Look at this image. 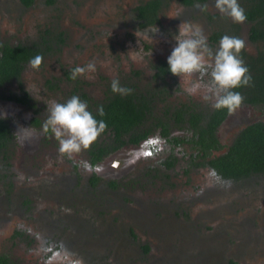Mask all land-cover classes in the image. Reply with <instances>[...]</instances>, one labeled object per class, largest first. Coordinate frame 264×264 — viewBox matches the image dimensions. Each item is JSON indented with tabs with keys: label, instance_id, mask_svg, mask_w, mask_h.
<instances>
[{
	"label": "flooded vegetation",
	"instance_id": "obj_1",
	"mask_svg": "<svg viewBox=\"0 0 264 264\" xmlns=\"http://www.w3.org/2000/svg\"><path fill=\"white\" fill-rule=\"evenodd\" d=\"M36 1L26 4L24 0H17L23 8L31 7ZM171 1H136L133 12L137 23L147 27L157 25L161 9ZM176 1L182 7L184 21L209 27L207 39L213 47L224 35L242 38L245 48L240 56L249 75L254 73L251 57L264 58V12H258L256 7L264 5V0H238L246 15L243 23H235L221 14L214 6L215 0ZM7 2L1 0L0 4L7 5ZM148 3H152L150 8L158 4L155 15L149 13L142 17L140 10ZM207 5L211 8L204 9ZM252 9L255 11L246 13ZM66 36L64 30L49 28L43 29L38 41L30 44L0 41V55L5 45L28 46L32 51V56L21 63L18 75L0 84V264H41L39 253L53 252L55 246L73 250L70 264H83L81 259L84 264H90V260L94 263L92 259L105 258L109 253L110 258L120 256L118 260H125L127 264H264V190L243 193L236 187H221L211 181L197 198H186L196 217H193L194 222L184 220V224L175 220L176 213L181 212L179 209L165 215L156 213L144 199L132 202L124 197L131 195L133 185L140 191L141 184L151 178L172 176L174 168H178L183 177L201 167L230 181L263 176L264 171L239 177L222 176L211 162L223 156L248 127H264V85L257 88L251 79L249 85L233 89L243 96L242 104L232 113L226 109L214 131L216 143L206 154L200 151L198 155L197 147L189 141L192 130L187 122L179 120V113L184 114L185 105L202 116L218 109L212 107L211 101L209 108L200 109L186 100L155 108L157 101L163 103L169 98L167 79L172 73L167 60L154 59L150 64L152 77L162 85L151 83L148 88L140 87L134 82L135 75L131 82H119L120 86L132 90L128 96H140L147 103L150 112L145 120L118 136L106 129L87 150L69 158L59 151L55 136L44 131L48 102L64 103L75 95L87 102L93 114L110 97L120 93L112 91L111 82L100 86L98 97L89 96L87 89L78 84L79 75L72 78L73 69L86 62L77 61L73 53L65 52ZM54 53L61 55L62 61L60 66L53 64L51 70L45 60ZM37 56L43 60L35 69L31 61ZM42 67L44 76L40 77L35 72ZM64 91L68 92L65 96ZM153 137V144L149 145ZM145 144L158 154L154 156L156 163L151 165L150 172L145 171L146 157L136 151ZM184 150H187V164ZM49 161L52 167L56 163L63 166L62 175L56 178L54 174L48 183L35 186L37 189L27 187L42 174ZM117 198L121 202L115 206ZM74 202L81 209L85 206V214L79 212L84 218L75 208L61 210ZM105 202L120 209V216L124 218L122 228L119 223L107 225L104 218L99 224L88 218L92 215L94 219L99 218L98 211ZM31 242H35L32 247L40 252L28 257L33 253L26 251Z\"/></svg>",
	"mask_w": 264,
	"mask_h": 264
},
{
	"label": "rangeland",
	"instance_id": "obj_2",
	"mask_svg": "<svg viewBox=\"0 0 264 264\" xmlns=\"http://www.w3.org/2000/svg\"><path fill=\"white\" fill-rule=\"evenodd\" d=\"M136 1L138 0H37L31 7L23 8L19 6L17 0H8L7 5L0 4V41L7 43L20 41L30 44L38 41L39 34L43 29L64 30L67 34V40L64 43L65 52L67 54L73 53L77 61L86 62L85 64L81 63V67L86 68L89 63L95 66V71H86L83 75L78 76V81H80L78 84L86 88L92 98L98 97L100 86L104 87L106 83L107 85L110 84L113 79H117L120 83L131 82L134 78L133 75H135L134 82L140 87L148 88L151 83L159 86L162 83L160 80H153L150 64L154 59L164 58L167 60L172 49L176 46L174 36L178 32V25L183 21V10L176 0H172L161 9L159 23L147 27L137 23L134 17L133 4ZM210 1L212 0L208 2ZM206 8H211V6H204V9ZM170 13H176L179 16L169 17ZM155 27L158 29L156 33ZM208 28L203 27L206 37ZM209 46L215 51L219 44L216 47H213L212 44ZM65 59L66 57H63V60ZM61 61V55L54 53L46 57L45 64L52 70L53 64L56 67L60 66ZM43 71L44 67L35 73L41 77L44 76ZM25 80L24 77L23 81ZM167 83L169 98L165 101L166 103L157 101L155 108L168 107L170 103L181 100L190 101L200 109L210 107V101L202 99L201 94H187L184 90L185 85L179 84V77L172 74L167 79ZM67 93L64 91L62 95L65 96ZM153 141L154 137L148 141V144H153ZM147 145L138 147L136 151L143 153L142 156L146 157L147 168L145 171L150 172L149 168L153 163H156L154 156L158 157V154L155 155L156 150L150 146L147 147ZM185 153L187 150H184V162L187 155ZM162 156L161 154L160 157ZM16 163L18 162L16 161ZM185 163L187 164V162ZM44 167L47 173L43 170L39 177L26 185L27 187L37 189L36 187L39 185L51 181L54 174L56 178H59L64 172L60 163H56L55 167H52V163L49 161ZM14 168L17 169L16 165ZM171 173L172 176L166 179L159 175L157 178L145 181L143 185L141 184L142 190L140 191L133 185L130 191L131 195L124 197L132 202L144 199L148 205L154 207L156 213L162 212L165 215H170L171 212L179 209L181 212L176 213L175 220L178 224H184V220L194 222L193 217H196L186 198H197L205 191L204 187L211 184V181H215L221 187H236L243 193H257L264 190V175L230 181L220 178L213 171L204 167L194 170L187 177H183L178 168L172 169ZM78 178L80 179L79 176ZM120 202L121 199L117 198L115 206ZM106 203L101 204L102 207L98 211L99 218L95 216L94 219L93 215L88 218H92L93 222L97 223L104 218L107 225L119 223L120 228H122L123 223L121 222H124V218L120 216V209H114ZM64 206L65 208L62 207L61 210H66L69 207L75 208L77 214L80 211L85 214V206L81 209L79 204L76 205L75 202L72 205ZM123 206L126 207V202L123 203ZM184 210H186L185 214ZM91 211L94 212L95 210L91 208ZM79 215L84 218V215ZM98 219L100 220L98 221ZM31 244L32 242L27 246L26 251L33 253L28 257L40 252L36 247H32L35 242ZM53 250V252L42 255L39 253L38 258L42 259L41 264H70L71 258L74 257L73 250L70 248L55 246ZM119 258L120 256L110 258L109 253L105 258L92 259L94 263H91V260L89 263L127 264V261H119ZM80 261L83 264L85 262L82 259ZM128 262L131 263V261Z\"/></svg>",
	"mask_w": 264,
	"mask_h": 264
},
{
	"label": "clouds",
	"instance_id": "obj_3",
	"mask_svg": "<svg viewBox=\"0 0 264 264\" xmlns=\"http://www.w3.org/2000/svg\"><path fill=\"white\" fill-rule=\"evenodd\" d=\"M215 8L227 15L235 23L246 20L244 9L238 0H215ZM169 17H178L170 13ZM158 29L155 27V33ZM174 39L176 46L167 57L168 70L179 77L189 95L201 94L202 99L211 101L214 109H227L234 112L243 102V96L233 89L249 85L251 76L240 53L245 48L242 38L224 35L218 48L213 51L209 46L203 28L199 24L182 21ZM151 55V53H150ZM41 56L31 61L33 68L38 69L42 63ZM86 71H95L89 63L85 67L73 69L72 78L83 75ZM207 78V79H206ZM111 89L114 93L127 95L131 89L122 87L117 79H113ZM48 117L44 131H50L59 141V151L69 158L83 150H87L107 129V124L98 121L88 110L86 101L73 95L64 103L50 100L47 105ZM104 115L103 107L98 109Z\"/></svg>",
	"mask_w": 264,
	"mask_h": 264
},
{
	"label": "trees",
	"instance_id": "obj_4",
	"mask_svg": "<svg viewBox=\"0 0 264 264\" xmlns=\"http://www.w3.org/2000/svg\"><path fill=\"white\" fill-rule=\"evenodd\" d=\"M29 4L31 0H24ZM264 2V1H263ZM152 3H148L141 8V16L155 15L158 6L156 3L154 8H150ZM258 12H264V5H257ZM255 10H247L246 13H252ZM156 17V16H154ZM28 46L5 45L0 55V84L11 77L17 76L21 63L26 58L32 56V51ZM251 64L254 73L251 79L255 82L257 88L264 85V58L255 59L251 57ZM165 65V64H163ZM165 72V71H163ZM240 88V87H239ZM236 88V89H239ZM103 107L104 115L99 112L92 115L98 120H103L107 124V129H111L118 136L121 132H129L133 130L135 125L141 124L150 109L145 101L137 95H120L115 94L108 101L99 106ZM184 114L179 113V120L187 122L192 130V136L189 141L193 142L200 151L205 154L211 145L216 143L215 128L225 115L226 109H218L211 114L203 115L191 106H184ZM181 111V112H182ZM204 120V123L202 122ZM2 122L0 121V125ZM1 134V133H0ZM211 164L218 170L222 176L239 177L256 172L264 171V127L254 128L248 127L234 141L233 145L223 155L212 160Z\"/></svg>",
	"mask_w": 264,
	"mask_h": 264
}]
</instances>
